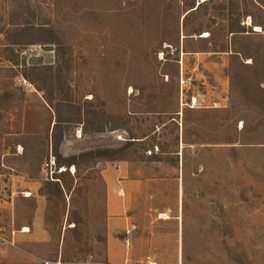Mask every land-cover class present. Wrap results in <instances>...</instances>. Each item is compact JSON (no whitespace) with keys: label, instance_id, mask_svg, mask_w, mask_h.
<instances>
[{"label":"rangeland","instance_id":"rangeland-1","mask_svg":"<svg viewBox=\"0 0 264 264\" xmlns=\"http://www.w3.org/2000/svg\"><path fill=\"white\" fill-rule=\"evenodd\" d=\"M116 163V262L264 264V0H0V264H111Z\"/></svg>","mask_w":264,"mask_h":264},{"label":"crops","instance_id":"crops-1","mask_svg":"<svg viewBox=\"0 0 264 264\" xmlns=\"http://www.w3.org/2000/svg\"><path fill=\"white\" fill-rule=\"evenodd\" d=\"M130 169L129 165L125 163H116V165H112L103 171V177L107 184L105 204L107 229L106 258L111 264L117 262L125 264L127 256L138 258L139 254L143 253V250L144 253L149 252L151 255L158 253L160 250L158 249L157 239L154 235H149L148 237L134 235L131 241L125 238L124 246L128 247L126 249L127 252L125 251L121 261H115V246L117 250L123 246V241L117 238L116 233L118 231L130 232L131 228L134 227L133 221L143 217L147 219L148 214V212H144L143 210L139 211L140 213L136 211L137 205L135 203L139 202V197L142 196V193L136 186L137 180H129L128 176H126V173ZM124 186L128 189L122 190ZM117 187L119 188L116 189ZM163 214L167 218V215L161 212V215ZM149 263L156 264L153 261Z\"/></svg>","mask_w":264,"mask_h":264},{"label":"trees","instance_id":"trees-1","mask_svg":"<svg viewBox=\"0 0 264 264\" xmlns=\"http://www.w3.org/2000/svg\"><path fill=\"white\" fill-rule=\"evenodd\" d=\"M236 22H233V23H230V29H231V32H244V25H240V24H236ZM254 25H257V23L254 21L253 22ZM49 36H48V41L49 43H52L54 42L53 38H54V34L53 33H47ZM116 154V152H113L111 150H101V151H93V152H89L87 153L86 155H95L96 157H104V158H107L109 160H113L114 158H122V157H114ZM75 162V158L74 157H70V158H67L63 161H58V165L61 166V165H66V166H70L72 164H74Z\"/></svg>","mask_w":264,"mask_h":264},{"label":"bare ground","instance_id":"bare-ground-1","mask_svg":"<svg viewBox=\"0 0 264 264\" xmlns=\"http://www.w3.org/2000/svg\"><path fill=\"white\" fill-rule=\"evenodd\" d=\"M163 216H164V218H166V216L164 214H163ZM23 231L24 232H27L28 231V228L27 227L23 228Z\"/></svg>","mask_w":264,"mask_h":264}]
</instances>
